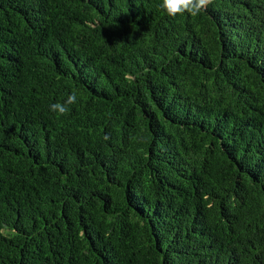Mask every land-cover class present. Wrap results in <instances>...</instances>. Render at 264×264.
Returning <instances> with one entry per match:
<instances>
[{"label": "trees", "instance_id": "trees-1", "mask_svg": "<svg viewBox=\"0 0 264 264\" xmlns=\"http://www.w3.org/2000/svg\"><path fill=\"white\" fill-rule=\"evenodd\" d=\"M159 4L0 0V264H264V0Z\"/></svg>", "mask_w": 264, "mask_h": 264}, {"label": "clouds", "instance_id": "clouds-1", "mask_svg": "<svg viewBox=\"0 0 264 264\" xmlns=\"http://www.w3.org/2000/svg\"><path fill=\"white\" fill-rule=\"evenodd\" d=\"M209 0H160L159 8L169 17H177L188 14L197 16L204 10ZM78 101V93L72 91L66 99L50 105L49 110L57 115H63L69 111V107Z\"/></svg>", "mask_w": 264, "mask_h": 264}]
</instances>
